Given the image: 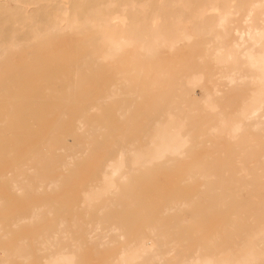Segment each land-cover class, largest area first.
<instances>
[{
	"label": "bare ground",
	"instance_id": "obj_1",
	"mask_svg": "<svg viewBox=\"0 0 264 264\" xmlns=\"http://www.w3.org/2000/svg\"><path fill=\"white\" fill-rule=\"evenodd\" d=\"M92 1L71 0L69 15L66 6L39 7L35 22L45 26L25 38L0 1V64L20 56L22 43L31 49L27 75L0 79V264H82V242L110 251L105 264H264V0H99L93 13ZM74 33L86 37L77 49L98 54L63 63L50 42ZM192 44L205 54L175 61ZM160 53L166 66L145 74ZM86 66L87 75L102 66L113 77L94 105L71 107L79 82L93 80L80 77ZM138 81L156 98L149 109L129 99L112 109L104 95L139 93ZM88 170L99 174L79 193L59 192ZM160 174L178 177L168 191L152 179ZM149 193L154 205L140 209ZM22 199L25 210L9 213ZM67 206L82 211L73 224L58 216Z\"/></svg>",
	"mask_w": 264,
	"mask_h": 264
},
{
	"label": "rangeland",
	"instance_id": "obj_2",
	"mask_svg": "<svg viewBox=\"0 0 264 264\" xmlns=\"http://www.w3.org/2000/svg\"><path fill=\"white\" fill-rule=\"evenodd\" d=\"M0 1L7 2L11 6L13 14H11V16L8 17V20H9L8 24H10L9 26H11L13 24L16 28H18L19 30L23 31L22 33H19V34L15 35V37H18V38H25L24 32L32 31L36 27L45 26V24H43L42 21L38 25L35 22V16L37 14L36 11H37V9L39 7L42 8V9H47V10L51 11L52 13H54V10H53L54 8L58 7V9H59V8H61L63 6H66L67 8H69L68 15L73 12L72 10H74V7L72 5L71 0H40V1H37V0H28V1H26V0H0ZM93 1H92V3L89 6V8H90L89 11L92 12V13L95 12V9H96L93 6L96 7V5L99 4V0H97L98 1L97 4H96V2H97L96 0H95L96 2H93ZM128 1L129 0H123V1H121L119 3L126 4V3H128ZM135 1H137V2H145V0H135ZM152 1L155 2L156 5H158V6H159V4L161 6L163 4V3H160V2H163V0H152ZM246 1L249 2L251 0H249V1L246 0ZM140 4H142V3H140ZM17 6H18V8H17ZM24 7L25 8H29L30 10H33V13H31L30 15L26 14L22 10ZM87 9H88V7L84 8V11H83L84 13H83L82 17L85 16V14L87 13L86 12ZM127 9H128V11H127ZM129 9L130 8H125V10H122L125 15L128 14L127 15L128 17H129V13H131V12H129ZM89 11H88V16L89 15L94 16V14H91ZM127 12H129V13H127ZM146 12L149 13V12H152V10L149 9V11H146ZM176 13L183 21L191 18V16H192V14L190 12H184V11H182L180 9H177ZM58 14H60V13H58ZM66 16H67V14H66ZM55 18L58 19V16L55 17ZM46 19L47 18L44 17L43 21L46 20ZM13 22H15V23H13ZM93 32L94 31H92V32H90L88 34L89 39L93 36ZM131 36H132L133 39H135L137 34L136 33H132ZM7 37H11V36H7ZM79 37L81 39L86 38V37H84L82 35H78L76 33L71 34V35L60 34V35H55L54 36V41H51L50 45L55 47V49H54L55 51L53 53L56 54V55H60L58 60L59 59H63V60H61V61H63V63H70V62L77 63V62L81 61L80 58L82 56H86V55H89V54H92V55L96 56L98 54L97 46H93V48L90 47L89 50H92V51H89V50L82 51L81 49H77L76 45L79 42ZM181 45L184 46L185 44L182 43ZM194 45H196V43H194ZM24 46L26 47L25 49L22 48L21 50L17 51V52H19L18 54H20V56H17L15 59H8L7 61H4V63L0 64V69H1L0 70V79L3 80L5 78H7V77H12L14 75H20V74L27 75L28 67L26 66V62L24 61L23 58L26 55L25 53L30 52L31 49L28 48V47H30V46H28V44L22 43V47H24ZM191 47H189V49H188V47H186V49H184V50L182 48L183 51L180 50V52H177L175 61H177L178 63L180 62V63L186 64L188 60L190 61L191 56L205 54L204 53L205 52L204 49H194L193 44H192ZM163 54L164 53H160L159 60L153 61V62H156V63H160V64H158V66L154 67V69H150L147 66V64L151 66L152 65L151 62H149V61H145L144 62V63H147L146 65H144L145 66V74L148 73V71L150 70L151 75L154 76L162 67L166 66L165 64L167 62V58H166L165 54H164V56H163ZM79 56H80V58H79ZM53 59H52L53 62H55V61L58 62L57 59H55V60H53ZM196 60H198V59L197 58H194V60L192 59L193 62H198ZM163 61H165V62H163ZM208 62H210V61L208 60ZM72 67H75V65L72 66ZM63 68L64 67H60L59 68L57 66H52L51 68H49V71H51L53 74H56V71L61 72ZM68 68H69V66H68ZM95 70H96L95 73L87 75V72H89V71L93 72V67L86 66L85 68H82V72L84 74L81 73L80 77L89 76V77L93 78V80L90 83L79 82V84H78L79 88H80L79 92L71 93V95H73L74 97L67 96L69 98H72V100H75V101L77 100L76 102H74L76 104H73V106H71V107H75V108L79 107L81 104H78V103L81 100L82 101L80 103H86V100H90L93 103L92 105H94L95 101L98 100L100 95H102L97 90L100 89V88H105L107 86L109 80L113 77V74L108 73L107 71H106L107 73L105 74L104 73L105 72V68H103L102 66H98V67L96 66ZM69 73L70 72H68V74ZM42 75H43V72H35L33 74V79H39ZM137 83L139 85V90H140V88H142V90L139 93H136V94H133V95H128L127 92H126V94H127L126 96L122 95V93L121 94H119V93L118 94L106 93L104 96H106V99H108L109 104L111 105V108L114 109V110L117 109L118 107L120 108L121 104L123 103V101H125L127 99H129L131 101H134V102H130V103H134L135 106L139 107L140 105H143L144 107L148 108V104L150 102H153L156 99L155 96L153 95L154 93H150V91H146V89H145L146 83L145 82H139L138 81ZM53 85L54 86H62V85H66V83L63 82V81H54ZM93 87H95V88L93 89ZM200 88L201 87H196L194 89L195 94L197 96L199 95L198 97H201L202 93H203V90H200ZM54 89L57 90L56 88H54ZM57 95H62V93L57 94ZM64 101H65V98H64ZM71 103H72V101H71ZM59 104H60V100L59 99L55 100L54 101V108L55 109H59V107H60ZM65 104H66V102H65ZM87 104L88 103L82 104L81 106L84 107ZM69 105H66V106L68 107ZM138 107H134V109H136ZM134 109L132 111H134ZM100 112H99L98 115H100ZM95 115H96V113H91L90 116L94 117ZM131 115H132V113H129V114L125 115L124 117L128 118ZM67 118L68 119H72L73 115L70 113L69 115H67ZM66 125H70V123H67ZM124 125H126V123L122 124V126H124ZM121 132L122 131H117V134H119ZM71 141L72 140H70L69 143ZM71 143L73 144V141ZM202 155H203V153H200L198 156H202ZM87 157H88V154H86L84 156V159L86 160V163H85L86 169H89L92 166V164H93L92 162H94V159H87ZM8 165H9V168H10V166L12 164L11 163H6L4 165V173L9 169ZM8 172L9 171H7L6 173H8ZM98 174L99 173H95L93 170H88L87 172L82 174L81 177L77 179V181H75L72 184V188L70 187V188L66 189V187H65L63 190H62V188H60L59 192L63 191L62 194H71V195L73 193L74 194L79 193V191H81V187L84 184V181H86L88 179H93V181H94L97 178ZM51 176H53V175H51ZM55 176H57V175H54L52 177V179L56 178ZM152 179H155V180L159 181V183H157V185L160 188H164L166 191H168L169 188H170V181L174 180L176 182L178 177L172 176V175H169V174H160V175H157L155 178H152ZM91 183H89V184H91ZM141 183H143V182H141ZM89 184L85 185L84 187L88 186ZM69 189H71V190L68 191ZM24 196H25V194L22 195V197H24ZM46 197H47L46 194H40V195L36 196V198H38V199H44ZM66 197L69 198L68 195H66ZM155 199H156V195H154L152 193H149L146 196L143 195V200L138 204V207L140 209H144V208H147V207H152L154 205V200ZM26 206L27 205H25V199H22V201L19 202L18 205L12 206L13 208H11V210L8 211V212L9 213L23 212L25 210ZM60 210L62 211V213L58 214V216L63 217V220H65L67 222H70L69 224H73V221H76L78 219V217H80V215H82V211L81 210L79 212L78 209H70L68 206L65 207V208H62ZM156 221H159V218L150 220L148 222V224L146 226H144L142 229L145 230L146 228L153 227V225L155 224ZM3 225L4 224H1L0 226H3ZM141 225H142L141 223L138 224L139 227ZM32 229L36 230L37 227H32ZM81 233L82 232H80V234ZM81 244L83 245V249H82V252L79 253V255H80L79 258H80V260H82V264H105L106 262H109L108 259L110 258V255H111L110 251H107V250H105L103 248L97 249L95 247V245L88 244L87 242H82Z\"/></svg>",
	"mask_w": 264,
	"mask_h": 264
}]
</instances>
